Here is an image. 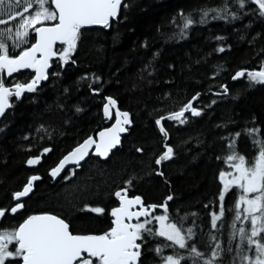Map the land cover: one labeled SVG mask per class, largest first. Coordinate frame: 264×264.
I'll return each instance as SVG.
<instances>
[{
	"label": "trees",
	"instance_id": "trees-1",
	"mask_svg": "<svg viewBox=\"0 0 264 264\" xmlns=\"http://www.w3.org/2000/svg\"><path fill=\"white\" fill-rule=\"evenodd\" d=\"M20 10L13 6L12 14ZM184 17L193 21L187 28ZM18 23L0 29L14 31ZM34 41L30 30L29 43ZM7 42L10 55L21 50ZM66 46L56 48L48 80L22 97L10 96L12 105L0 120V208L10 209L14 193L39 176L23 211L3 218L13 224L10 229L32 212L48 211L63 217L73 233L107 231L110 210L118 205L114 193L127 187L145 204H162L172 196L163 212L186 239L187 230L193 231L183 249L165 237L142 233L138 264H162L167 255L183 257L181 264H241L245 255L254 258L255 246L245 239L250 220L244 206H235L241 191L232 187L227 192L215 228L211 214L219 216V174L234 163L227 157L236 152L251 162L258 155L254 141H264V82L250 81L247 74L233 80L238 71L264 67V15L258 6L251 0L243 8L237 0H127L107 27L81 29L67 62L60 56ZM34 74L25 70L0 76L13 88ZM107 97L131 116L120 146L105 160L90 156L55 181L49 172L59 160L111 124L104 113ZM193 98L200 115L170 118ZM161 117H166L163 132L156 123ZM250 129L259 132L249 135ZM236 133L235 147H229ZM167 144L173 153L159 168L155 161ZM35 156H42V162L29 168L27 160ZM97 207L104 213L91 211ZM148 227L155 231L157 221ZM192 246L203 255L192 254Z\"/></svg>",
	"mask_w": 264,
	"mask_h": 264
},
{
	"label": "snow or ice",
	"instance_id": "snow-or-ice-1",
	"mask_svg": "<svg viewBox=\"0 0 264 264\" xmlns=\"http://www.w3.org/2000/svg\"><path fill=\"white\" fill-rule=\"evenodd\" d=\"M237 2L241 8L245 6V0H237ZM251 3L258 6L260 15H264V0H251ZM121 5L122 0H0V16L8 15L7 20L0 19V25H7L10 21L19 20L15 31L9 27L0 29V73L12 76L23 69H36L35 78L31 82L13 85L14 93L13 88L5 86L2 76H0V115L8 107L10 96L14 94L19 97L24 91H34L38 81L47 79L45 72L49 67V60L57 55L55 46L58 43L67 45L60 52V56L67 62L70 52L76 46L81 29L89 25L107 27L111 19L117 18ZM13 6L22 10L12 14ZM204 15L206 16L207 12ZM181 16L183 17L184 14L181 13ZM184 20L185 28L193 23L189 17H184ZM30 29L35 33L34 43H29ZM8 40H12V48H20L21 50L10 55ZM21 45L27 46L21 48ZM219 51L222 52L224 49L221 48ZM245 74L250 81L264 82V67L259 71L247 73L239 71L233 78L242 77ZM107 101L104 105L106 115L109 112V105L116 104V101L111 97H108ZM187 111H190L193 116L200 115V111L193 108L189 103L181 111L173 113L170 118L180 119ZM117 113L122 115L124 119L122 121L117 119L114 127L99 133L100 143L97 145V151L103 156H107L108 152L119 144V133L126 131L123 125L131 123L127 112L119 113L117 110ZM163 119L164 117H161V120ZM161 120H157L156 123L159 125ZM160 130L161 132L164 131L163 128ZM257 132L259 129H250L248 134L253 135ZM239 135L240 133L235 134L229 147H235V140ZM94 143L92 137H89L68 156H65L58 166L52 169L51 174L53 176L58 175L70 158L83 159ZM254 144L258 145V155L251 162L236 152L227 157V161H234L230 166L235 169V175L226 172L219 174L220 179L224 181L223 191L218 197L221 202L219 204V216L215 212L211 214L212 227L215 228L217 219L222 217L225 212L222 203L225 199L224 193L229 191V186L241 191L235 206L239 208L242 204L246 205L244 211L247 213L246 218L250 220L251 231L245 239L248 245L255 246L254 258L245 255L241 258V264L243 261H250L251 264H264V243H261V239H264V235H262L264 234V141L257 140L254 141ZM165 147L166 151L155 161L156 164L169 159L170 154L173 153L172 147L167 145ZM44 151L47 152L49 149ZM36 163H39V157L28 160L30 165ZM160 174L162 175V173ZM226 176H232V179H225ZM38 179L39 177L36 176L31 177L22 191L14 193L13 198L17 203L8 210L0 208V219H3L9 211L15 214L25 207L24 203L20 201L29 195L33 187L32 182ZM131 183V180L127 182L129 185ZM127 192L128 189L125 187L114 193L121 201L120 207L111 210V215L115 218L114 226L99 235L73 234L69 224L58 216L50 214L29 215L15 229L0 232V264H6V261L12 264L17 260L21 264H138L142 245L137 241H143L142 233L165 237L182 249L189 247L187 240L193 237L191 228L187 230L186 239L181 228L175 222H168L169 217L166 214L157 216L148 211L149 208L155 210L157 207L166 210L168 201L173 199L172 196H168L160 205L145 206L139 196L127 198ZM133 206H139V210L132 211ZM91 211L102 214L105 210L97 207ZM240 215L237 212L236 219H239ZM149 216L151 219L147 218ZM141 217H145L142 222H140ZM133 218L138 222L125 223L126 219L132 220ZM153 221L159 223V227L155 231L148 227ZM239 232L243 234L245 230L241 228ZM256 237L261 239H255ZM9 245H13L14 250L10 251ZM248 250L252 251L251 248ZM156 251L160 253L162 249L158 248ZM190 251L196 256L203 255L194 246L190 248ZM212 255L216 256L217 253L213 251ZM181 259L183 257L167 256L165 264H181ZM207 264H212L211 260Z\"/></svg>",
	"mask_w": 264,
	"mask_h": 264
},
{
	"label": "water",
	"instance_id": "water-1",
	"mask_svg": "<svg viewBox=\"0 0 264 264\" xmlns=\"http://www.w3.org/2000/svg\"><path fill=\"white\" fill-rule=\"evenodd\" d=\"M127 0H122V5H121V7H120V9H119V12H118V16H117V18L119 17V14H120V11H121V8H122V6L125 4V2H126ZM117 18H115V19H117ZM112 20H114V19H111L110 20V22L112 21ZM110 22H109V24H110ZM53 23H55V22H53ZM50 24V23H49ZM37 27H39V25H37ZM85 27H105V26H103V25H89V26H85ZM84 28V27H83ZM35 42V41H34ZM59 45H61V44H57L56 46H55V50H56V48L59 46ZM52 62H53V58H51L50 60H49V67H48V69L46 70V72H45V75H46V77H47V79H44V80H40V81H38L37 82V85H36V88L35 89H37L40 85H41V83L42 82H46L47 80H48V78H49V71H50V69H51V66H52ZM25 70H33L34 72H35V74H34V78H35V75H36V69L35 68H31V69H23V70H21V71H25ZM20 72V71H19ZM239 72V71H238ZM248 71L247 70H245V73H247ZM18 73V72H17ZM6 74V73H5ZM14 74H16V73H14ZM13 74V75H14ZM12 75V76H13ZM6 76H8L7 74H6ZM236 76V74L234 75V77ZM9 77V76H8ZM241 78H243V76L242 77H237V78H233V80H239V79H241ZM32 81V80H31ZM30 81V82H31ZM28 83V82H27ZM25 84V83H24ZM6 87H9V88H11V86H8V85H5ZM29 92H32V91H24V92H22V94L19 96V97H22V96H24L26 93H29ZM13 93H14V90H13ZM218 95H221V93H219ZM108 98V97H107ZM112 98V97H111ZM113 99V98H112ZM113 100H115V99H113ZM194 100H195V98H193L192 99V101H191V105H192V107L193 108H195V109H197L198 111H200V109L199 108H197V107H194ZM116 101V100H115ZM108 101H106V103H107ZM105 103V104H106ZM11 105H12V101H11V99H10V97L8 98V107H6L5 108V111H4V113L2 114V115H0V120L2 119V117L4 116V114L7 112V110L11 107ZM117 110L119 111V113H124V112H127V111H124V110H122V109H120V107H119V104H118V102L116 101V104L115 105H109V112H108V114L106 115L109 119H110V121H111V124L110 125H108L107 127H105V128H103V129H101V130H99L95 135H92V136H90V137H92V139L95 141V143L94 144H92L91 146H90V148H89V150H88V154L87 155H85L84 156V158L83 159H79L78 157L77 158H70L69 159V161H67L66 162V164H65V167L59 172V174L58 175H56V176H53L51 173H52V169L53 168H56L57 166H58V164H59V162L61 161V160H63L64 159V157L65 156H68L69 155V153H71L76 147H78L80 144H82L85 140H87L88 138H86L84 141H82L79 145H77V146H75L71 151H69L67 154H65L60 160H59V162L50 170V175H51V177H53L54 178V180L56 181V180H59V179H61L62 177H64L65 176V174L67 173V171H69L71 168H74V167H78V166H80V165H82L83 163H85L89 158H90V156H97V157H100L101 159H107V158H109L110 157V155L112 154V152L117 148V147H119L120 146V144H121V141H122V138H123V136H125L126 134H127V132H128V127L130 126V124H128V125H123L125 128H126V131H124V132H122V133H119V144H117L114 148H112L109 152H108V154H107V156H103V155H101L100 154V152H98L97 151V145H99V143H100V136H99V133L101 132V131H104L105 129H109V128H112V127H114L115 125H116V121H117V119H119V120H123L124 119V117L122 116V115H118V113H117ZM104 113H105V111H104ZM128 114H129V116H128V118L130 119V121H131V116H130V113L129 112H127ZM187 113H190V111H187V112H185V114H187ZM184 114V115H185ZM164 119H165V117H164ZM164 119L163 120H161V118H160V120H161V123L159 124L160 126H161V128H163L164 129V126H163V121H164ZM165 130V129H164ZM169 141V137H168V134H167V137H166V142H168ZM167 146H169V147H171L170 145H168L167 144ZM166 151V150H165ZM37 157H39V163H36V164H32V165H30V164H28V160H30V159H34V158H37ZM27 160V166L29 167V168H36L41 162H42V157L41 156H36V157H30L29 159ZM158 165H161V163L160 164H158ZM36 176V175H35ZM33 177V176H32ZM37 177V176H36ZM31 179V178H30ZM29 179V180H30ZM36 181V180H35ZM35 181H33L32 182V184H33V187H32V191L29 193V195L27 196V197H24V198H22L21 199V201L20 202H24V200L25 199H27L30 195H31V193L33 192V189H34V182ZM23 190V188L20 190V191H22ZM118 191H121V189L120 190H118ZM122 195H124V193L122 192ZM135 196H139V197H141V199H142V202L144 203V205L145 206H148V205H160V204H145V201H144V199H143V197L141 196V195H130V193H129V191L127 192V198H129V199H131V198H134ZM117 199H118V205L117 206H115V207H113V208H117V207H120L121 206V201H120V199L117 197ZM14 201H15V203H17V201L14 199ZM169 202V201H168ZM15 206V205H14ZM13 206V207H14ZM113 208H111V210L113 209ZM167 208H168V203H167ZM23 209H20V210H18L17 211V213L18 212H21ZM111 210H110V214H111ZM132 211H138L139 210V206H133V208L131 209ZM156 210H159V211H166L165 209H163V208H159V207H157L155 210H153V209H151V208H149L148 209V211L150 212V213H154ZM41 214H50V215H54V216H58V217H60L61 219H64L63 217H61V216H59V215H57V214H54V213H52V212H48V211H42V212H36V213H32V214H30V215H41ZM28 217V216H27ZM26 217V218H27ZM111 217H112V227L114 226L113 225V221H114V217L111 215ZM25 218V219H26ZM145 217H141L140 218V220H142V219H144ZM65 220V219H64ZM66 221V220H65ZM23 222V221H22ZM21 222V223H22ZM67 222V221H66ZM136 222H138L135 218H133L132 220H125V223H136ZM20 223V224H21ZM68 223V222H67ZM69 224V223H68ZM19 226V225H18ZM69 226H70V224H69ZM70 231H71V228H70ZM103 232H101V233H94V232H88V233H73V234H80V235H88V234H96V235H99V234H102ZM137 243H139V241H137ZM139 262V261H138Z\"/></svg>",
	"mask_w": 264,
	"mask_h": 264
},
{
	"label": "flooded vegetation",
	"instance_id": "flooded-vegetation-1",
	"mask_svg": "<svg viewBox=\"0 0 264 264\" xmlns=\"http://www.w3.org/2000/svg\"><path fill=\"white\" fill-rule=\"evenodd\" d=\"M75 168H76V167L71 168L69 171H67V173L65 174L64 177H66L67 175L71 174V172H73ZM33 191H34V189H33ZM25 202H26V200L23 202L24 205H25ZM15 204H16V203H15V201H14L13 206H14ZM13 206H12V207H13ZM2 209H3V208H2ZM4 209H5V208H4ZM23 209H24V208H23ZM5 210H6V209H5ZM22 211H23V210H22ZM22 211H21V212H22ZM21 212H18V213L12 214V213H10V211H9V214L14 216V215H16V214H20ZM32 213H36V212H32ZM32 213H30V214H32ZM30 214H28L27 216H29ZM27 216H26V217H27ZM26 217H25V218H26ZM25 218H24V219H25ZM24 219H23V220H24ZM23 220H22V221H23ZM22 221H20V222L16 225V227H18V225H19ZM11 224H12V223L9 222L8 219H6L5 221H3V219H0V227H1V228H2V227L5 228V230H7V229L11 230V229H10V228H11ZM12 225H13V224H12ZM6 264H9L8 261H6ZM12 264H21V262L18 260V261H14V262H12Z\"/></svg>",
	"mask_w": 264,
	"mask_h": 264
},
{
	"label": "rangeland",
	"instance_id": "rangeland-1",
	"mask_svg": "<svg viewBox=\"0 0 264 264\" xmlns=\"http://www.w3.org/2000/svg\"><path fill=\"white\" fill-rule=\"evenodd\" d=\"M49 7H51L50 5H48ZM27 15V14H26ZM45 23H49V22H45ZM16 29V28H15ZM15 29H14V31H15ZM31 30V29H30ZM29 30V31H30ZM223 172H226V173H232L233 175H235V169L234 168H232L231 170H229V171H223ZM225 179H232V176H226L225 177ZM220 181H221V183H222V191H223V184H224V181H222L221 179H220ZM232 188V186H229V190ZM226 194H227V192H225L224 193V196H226ZM241 195V194H240ZM254 195V194H253ZM242 206H244V208L246 207V205H243L242 204ZM164 214H166L165 212H163V211H160V212H158V213H155V215H164ZM167 215V214H166ZM257 215H259L258 213H257ZM169 223H172V221H168ZM159 227V223H158V221H157V228ZM3 230L5 231V228H3ZM8 231H11V230H9V229H7ZM9 250L10 251H12V250H14V246L13 245H9ZM167 256H173V255H167ZM166 256V257H167ZM174 257V256H173ZM178 258V257H177ZM162 264H165V261H163V263Z\"/></svg>",
	"mask_w": 264,
	"mask_h": 264
},
{
	"label": "bare ground",
	"instance_id": "bare-ground-1",
	"mask_svg": "<svg viewBox=\"0 0 264 264\" xmlns=\"http://www.w3.org/2000/svg\"><path fill=\"white\" fill-rule=\"evenodd\" d=\"M13 90H14V88H13ZM215 91H216V90H215ZM213 97H214V96H213ZM194 105H195V104H194ZM198 106H199V105H198ZM120 109H121V108H120ZM124 111H125V110H124ZM183 118H184V117H183ZM165 119H166V117H165ZM165 119H164V120H165ZM162 124H163V123H162ZM160 127H161V126H160ZM164 152H165V151H164ZM164 152H163V153H164ZM163 153H162L161 155H163ZM161 155H160V156H161ZM160 156H159V157H160ZM35 157H36V156H35ZM41 157H42V156H41ZM159 157H158L157 159H159ZM162 163H163V161L161 162V165H162ZM157 165H158V164H157ZM161 165H158L159 168L161 167ZM49 174H50V172H49ZM34 176H35V175H34ZM36 176L39 177L38 175H36ZM50 176H51V175H50ZM52 178H53V177H52ZM53 179H54V178H53ZM56 181H58V180H56ZM31 195H32V193H31ZM31 195H30V196H31ZM30 196H29V197H30ZM29 197H28V198H29ZM166 199H167V198H166ZM25 200H27V199H25ZM25 200H24V201H25Z\"/></svg>",
	"mask_w": 264,
	"mask_h": 264
}]
</instances>
